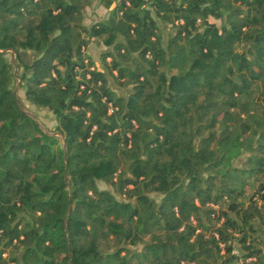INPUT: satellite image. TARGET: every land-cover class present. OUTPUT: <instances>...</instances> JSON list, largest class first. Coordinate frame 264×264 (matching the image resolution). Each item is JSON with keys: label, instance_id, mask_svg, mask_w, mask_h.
<instances>
[{"label": "trees", "instance_id": "1", "mask_svg": "<svg viewBox=\"0 0 264 264\" xmlns=\"http://www.w3.org/2000/svg\"><path fill=\"white\" fill-rule=\"evenodd\" d=\"M92 2L0 0V264H264V0Z\"/></svg>", "mask_w": 264, "mask_h": 264}, {"label": "rangeland", "instance_id": "2", "mask_svg": "<svg viewBox=\"0 0 264 264\" xmlns=\"http://www.w3.org/2000/svg\"><path fill=\"white\" fill-rule=\"evenodd\" d=\"M110 7H107L106 5L99 2V0H93V2L87 6L85 11V22L91 23L95 21L96 19H99L100 17H104L107 15ZM211 21H216L217 23H220V19H217L213 16H210ZM109 46L105 45L104 43H98L95 41H91L87 47V51L92 55V57L96 60L97 65L102 66V58L101 54L104 50L108 49ZM18 84V83H17ZM16 84V86H17ZM116 89L120 92L126 91L124 88L116 87ZM17 94L20 96L23 106L29 110L30 112L34 113L37 117L41 125L44 129L47 130H54L56 125V119L54 117V114L51 110L44 108V107H38L35 104L28 101L25 97V91L24 88L19 87L17 88ZM246 153H241L238 156L234 157L232 159L234 164H241L243 162V159L245 158ZM99 185L101 187H110L107 183L100 180Z\"/></svg>", "mask_w": 264, "mask_h": 264}, {"label": "water", "instance_id": "3", "mask_svg": "<svg viewBox=\"0 0 264 264\" xmlns=\"http://www.w3.org/2000/svg\"><path fill=\"white\" fill-rule=\"evenodd\" d=\"M5 51L7 50V49H4ZM15 94L17 95V88L15 89ZM29 113H31L32 115H34V117L38 120V117L34 114V113H32V112H30V111H28ZM39 121V120H38Z\"/></svg>", "mask_w": 264, "mask_h": 264}, {"label": "crops", "instance_id": "4", "mask_svg": "<svg viewBox=\"0 0 264 264\" xmlns=\"http://www.w3.org/2000/svg\"><path fill=\"white\" fill-rule=\"evenodd\" d=\"M100 18H102V17H100ZM100 18H99V19H100ZM96 20H98V19H96Z\"/></svg>", "mask_w": 264, "mask_h": 264}]
</instances>
